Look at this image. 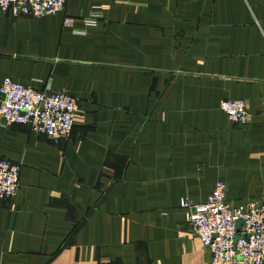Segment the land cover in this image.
Returning <instances> with one entry per match:
<instances>
[{
  "label": "crops",
  "instance_id": "crops-1",
  "mask_svg": "<svg viewBox=\"0 0 264 264\" xmlns=\"http://www.w3.org/2000/svg\"><path fill=\"white\" fill-rule=\"evenodd\" d=\"M6 77L78 109L56 141L0 123V157L21 163L0 202V264H211L181 198L205 202L222 181L229 203L264 202V0L0 12ZM223 99L245 101L244 124Z\"/></svg>",
  "mask_w": 264,
  "mask_h": 264
},
{
  "label": "built area",
  "instance_id": "built-area-1",
  "mask_svg": "<svg viewBox=\"0 0 264 264\" xmlns=\"http://www.w3.org/2000/svg\"><path fill=\"white\" fill-rule=\"evenodd\" d=\"M67 0H0V12L40 17L61 12ZM249 1V0H247ZM69 19L64 23L68 24ZM93 23L92 19L86 20ZM0 123L23 124L53 140L67 138L78 103L63 90H36L6 77L0 85ZM219 108L234 123L244 124L242 99H223ZM21 163L0 157V202L13 198L20 187ZM225 184L217 181L205 202L181 198L186 223L210 251L211 264H264V202L251 199L233 205L225 199Z\"/></svg>",
  "mask_w": 264,
  "mask_h": 264
}]
</instances>
